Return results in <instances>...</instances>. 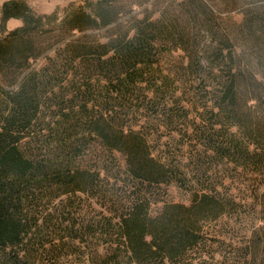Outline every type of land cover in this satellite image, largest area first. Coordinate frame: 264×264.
Here are the masks:
<instances>
[{
	"label": "trees",
	"instance_id": "trees-1",
	"mask_svg": "<svg viewBox=\"0 0 264 264\" xmlns=\"http://www.w3.org/2000/svg\"><path fill=\"white\" fill-rule=\"evenodd\" d=\"M121 1L85 0L83 6L66 9L58 34L50 37L64 38L73 32L109 26L125 8ZM134 1L127 2L128 10ZM235 2L241 8L240 29L245 41L257 54L256 50L264 47V0ZM181 6L186 20L177 17L159 22L144 17L136 19L133 28L104 41L84 35L66 42L64 54L48 58L49 65L36 70L31 62L52 47L42 46L46 39L42 35L52 33L46 27L57 14H37L25 0L3 2L0 264H33L38 258L42 260L44 253L55 259L66 257L68 253L62 250L85 247L89 239L106 245L103 252L94 250L96 264H210L208 259L214 255L208 254L206 247L219 239L208 227L233 207L232 193L212 187L215 174L210 168L199 167L192 173L193 185L188 186L192 194L189 204L158 201L155 196L164 186L174 181L185 184L190 178L168 156L154 155L142 132L125 128L122 118L126 112L121 116L105 100L88 94L96 88L108 91L112 85L111 90L121 97L143 104L147 97L138 83L151 74L149 61L158 47L173 46L188 58L173 82L183 83L202 69L208 75V98L222 115L223 130L207 139L213 153L238 160L244 167L249 164L258 175L264 174V110L245 114L240 104L241 100L254 99L261 107L262 84L235 64L231 41L227 34L219 35L211 19H205L209 8L202 0H184ZM11 19L20 20L21 25L8 30ZM130 29L133 33L129 37ZM200 34L211 36V40L198 54ZM221 62L225 63L224 73ZM61 69L76 79L70 82L74 95L69 97L52 92L54 83L60 85L57 77ZM168 77L153 82L149 102L159 96ZM230 126H236L238 132H230ZM92 139L99 140L109 156L113 152L124 156V173L133 181L128 192L123 190L126 183L110 186L108 172L102 176L103 169L90 165ZM250 143L255 145L253 152L248 149ZM260 191L264 211V184ZM159 203L153 211V205ZM91 205L100 209L95 218L89 217ZM254 244L253 253L249 250L252 262L264 264V232ZM228 260L225 257L217 264H227Z\"/></svg>",
	"mask_w": 264,
	"mask_h": 264
},
{
	"label": "rangeland",
	"instance_id": "rangeland-1",
	"mask_svg": "<svg viewBox=\"0 0 264 264\" xmlns=\"http://www.w3.org/2000/svg\"><path fill=\"white\" fill-rule=\"evenodd\" d=\"M5 1L7 0H0V10ZM25 1L37 14L49 15L54 12L57 14V19L46 27L51 29L52 33L42 35L43 38L46 37L44 42L41 43L42 46L52 45V47L48 48L43 53L44 55L31 62V68L36 70L49 65L48 58L56 57L57 54H64L62 49L66 42L81 38L84 35L104 41L108 36L114 37L116 34L133 28L136 19L148 17L159 22H169L177 17L180 20L185 18V8L181 6L184 0H135L136 3L132 4L131 10L127 9V2H130V0H122L121 2L125 4V8L122 6V13L109 26L84 32H73V34L66 35L64 38L50 37L58 34L59 23L65 10L83 6L85 0ZM235 1L202 0L209 8L206 11L209 14L205 19H211L214 22V26L219 30V35L227 34L234 50L235 64L240 66L243 73L246 75L252 74L259 80L264 89V47L260 50L257 49V54H255L254 48L246 43L245 35L240 29L241 8ZM204 23L206 22L204 21ZM20 25V20L11 19L6 26L10 30ZM189 27L191 28L192 24ZM130 30L129 37L133 33V30ZM48 37L49 39H47ZM210 40L211 36L200 34L197 38V41H199V48H196L198 52L208 45ZM154 54L153 60L149 61L153 65L151 74H146L144 80L138 83L143 89L142 94L147 97L146 101L142 102L143 104L135 105V100L132 102V99H129L128 96L126 98L121 97L114 90H111L112 85L108 86V91L96 88L95 91L91 89L88 94L90 98L105 100L109 107H112L118 113L126 112L127 116L122 118L125 128L142 132L147 136L148 146L154 155L168 156L171 163L178 166L190 178V182H185V184L174 181L164 186V190H160L155 196L158 201L189 204L192 194L188 186L193 185L194 177H192V173L196 174L199 167L210 168L215 174L212 178V187L215 186L217 190L223 193H232L234 205L218 222L211 223L208 227L210 234L219 239V242L214 243L213 246L206 247L208 254L214 255L212 258L209 257V263H222L221 261L226 257L229 258L227 264L233 261L238 262V264H254L249 250L253 253L257 236L264 232V220L261 219L264 218V211L260 208L262 200L259 196L264 184V174L258 175L256 169L249 164H245L244 167L240 165L238 160L231 161L223 158L220 154H214L212 147L208 145L207 139L209 136L211 134L214 136L217 133L221 134L223 130L220 124L222 115L208 98V75L203 73L206 70L203 71L202 69V72L200 70L198 75L186 78L183 83L173 82V76L181 74L182 65L184 66L187 63L186 54L170 45L158 47ZM198 54H201V52ZM219 64H221L222 73H224L225 63L221 62ZM60 71L61 73L57 77V81L60 80V85L54 83L52 92L58 95L65 94L66 97L74 95V88L70 85V82L75 79L73 74L62 69ZM164 76H169L166 78L168 79L166 86H162L159 96L149 102L148 99L153 97L149 88H152L151 85L153 86L155 80L158 82ZM200 78H204L205 81L200 82ZM102 85L103 83L100 84V86ZM141 96L143 97V95ZM240 104L245 114L253 115L260 108L262 111L264 110V103L261 107H258L259 102L254 99H248L244 103L241 100ZM159 112H164L165 115L160 116L158 115ZM120 115L122 116L124 113ZM212 131H215V133ZM229 131L236 133L238 128L230 126ZM90 142L92 152L91 158V154L88 157L91 159L90 165L103 169L101 170L102 176L108 172V184L110 186L114 183L119 186L126 183L123 190L128 192L133 181L124 173V156L120 152H113L112 156H109L99 140L95 139L93 141L92 139ZM214 142H217V139ZM254 147V144H248L250 152H253ZM159 206L160 203L153 205V211ZM88 210L90 212L89 217H97L100 209L95 205H91ZM103 242L89 239L85 247L80 246V249L72 247L68 251L62 250L64 254L68 253L66 257L59 256L55 259L51 253H44L41 256L42 260L38 258L32 263L96 264L98 257L95 255L94 250L103 252L106 247Z\"/></svg>",
	"mask_w": 264,
	"mask_h": 264
}]
</instances>
